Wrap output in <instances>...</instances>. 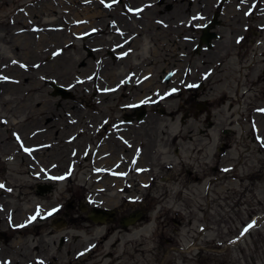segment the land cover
Masks as SVG:
<instances>
[{"label":"rangeland","instance_id":"374dc122","mask_svg":"<svg viewBox=\"0 0 264 264\" xmlns=\"http://www.w3.org/2000/svg\"><path fill=\"white\" fill-rule=\"evenodd\" d=\"M90 1L77 0L69 7L65 0H0V76L9 78L0 79V124L3 116L8 123L0 134L12 140V129L33 134L46 127V139L54 148L48 162L64 161L58 170L66 169L75 160L74 149L81 147L75 171L45 194L35 192L37 179L25 170L28 159L22 162L19 156L18 164L3 163L11 172L4 175L17 187L12 207L18 220L26 219L35 202L47 207L74 198L76 208L69 224L39 221L24 230L23 234L43 235L28 236L27 248L0 242V257L10 256L14 264H24L41 252L51 257L52 264H264V111H260L264 110V26H242L246 13L242 12L233 20L237 24L216 29L219 37L210 48L203 45L196 51L189 42V49L181 45L177 49L172 43L182 42L179 36L193 35L194 44L200 41L201 31L194 32L185 19L194 12L207 18L205 5L180 11L177 21L185 23L175 31L177 23L160 15L152 0H125L132 8L122 4L107 8L103 0ZM42 2L48 4L43 11ZM141 5V11H129ZM92 10L99 17L84 18L90 22L75 29L74 12ZM234 14L230 12V19ZM113 16L123 19L120 25L128 27L127 33L138 32L129 59L120 66L109 54L114 41L121 40L108 24ZM46 24L48 31L62 35L51 36V45L39 49L32 38L39 41L42 32L33 30ZM93 27L99 31L78 36L89 34ZM22 40H30L38 54L31 51L26 56ZM107 62V67L116 68L109 79L102 72ZM145 72L151 81L148 87L141 85ZM57 86L65 93L56 92ZM102 87L111 91L102 92ZM130 100H139L140 109L150 116L134 137L144 150L142 163L153 172L140 176L136 164L125 159V179L118 188L102 185L105 190L96 184L83 142L98 139L92 124L107 114L106 130L114 129L112 119L122 117L119 113L127 111L123 107ZM203 100L210 101L208 107L200 108ZM62 144L64 154L59 157L57 146ZM121 147L117 146L114 160L123 153L131 160L134 149L125 152ZM100 191L105 198L116 195L118 206L129 202L132 213L141 210L143 216L128 226L88 219L92 204L87 202L88 209L82 211L79 200ZM254 219L256 225L241 235ZM62 236L67 238L64 243ZM49 237L51 247L42 244L44 239L50 243ZM38 242L42 249L33 250L31 245Z\"/></svg>","mask_w":264,"mask_h":264},{"label":"flooded vegetation","instance_id":"af4514ba","mask_svg":"<svg viewBox=\"0 0 264 264\" xmlns=\"http://www.w3.org/2000/svg\"><path fill=\"white\" fill-rule=\"evenodd\" d=\"M92 1L93 0H91V2ZM204 2L205 3L202 4V1L199 2L198 0L151 1V4H157V6H159L158 11L160 15H162L164 18L168 17L172 19V22L174 24L177 23L178 26L174 28L175 31L179 30V28L181 27L179 26L180 24L183 25L185 23L183 22L184 20L177 21L180 11H183V13H185L188 12V10H199L205 5L203 8L210 14L209 16H207V18L206 16L204 18L200 17L198 15V12L188 14L189 18L185 19L187 20L186 26L191 28L194 32L201 31L200 41L194 44L195 38L193 35L184 37V39L183 37L181 38L179 36L182 42L177 45H175V43H172V46L174 48H180L179 45H181L182 47H186L187 49H189L190 47L193 49L194 47L196 51L200 50L203 45L210 48L212 45V40L219 37V35L216 33V29L224 24H237V21L233 20L239 19L238 14L242 12H246L244 13L245 19L243 20L242 26L248 28L253 26H264V0H205ZM103 3L107 8H113L118 4H122L123 6L125 5L127 8H132L128 2H126L127 4H125V0H116L115 3H113V0H103ZM230 12L235 13L231 19L229 16ZM101 20H103V18H101ZM122 20L123 19L119 16H113L108 22L109 26L116 30V36L121 37L120 41H114L112 49L111 51H109V54H112V57L114 59L117 58L116 61L126 59L127 55L121 56L122 53H131L129 49H131V44L135 40L136 33H138L137 31L133 34L127 33L128 27L126 26L125 28H122V26L120 25ZM161 20L164 25L168 24L163 21V19ZM89 22L85 20L83 22V25L88 24ZM93 28L99 31L96 27ZM170 40L172 41V39ZM189 42H193V45L191 44L190 47H188ZM118 45L122 47H117ZM170 77L171 74L167 76V80H170ZM202 84L203 82L195 86L196 89H201ZM190 88H192V85L187 87V89ZM203 89L208 92L206 86H204ZM130 97L133 96L130 95ZM138 101H128L123 107V109L127 111H121L119 113L122 117H119L117 120L112 119V125L114 126V129H110L108 131L106 130L107 127L105 126V124H107L108 119H110V115L108 116V114H105L106 116L100 121L99 124H97L96 122H92V126H95V134H99L98 139L93 136L90 138L91 141L83 142V150L85 151V154L91 155L90 158L92 159V169L94 170L93 174L96 179V184L99 188L105 189L103 187L105 186L106 189L109 190L110 185L113 187V189L118 188L117 186L122 183L121 180L123 178L125 179V176L128 172L123 165L125 159H127V162L133 161V163L136 164V168L138 173H140V176H143V174L148 170L145 164H143L141 161L144 152L143 147L142 145H140V142H135L134 133L138 129L140 130V128H143V123L146 122L147 118H149L150 116L148 115L149 113L146 111V109H140ZM209 103V100H203L202 106H200V108H202L203 106L208 107ZM1 120L2 123L0 124V129L4 127L3 125H6L5 123L7 122L4 121L7 120V117L3 116L1 117ZM46 133V127L35 129L33 134H27L25 132L23 133L19 130L12 129V140L9 139L7 135L4 136L2 133L0 134V184L4 185L3 188H0V242H3L5 245H10L12 242H15L16 248H27L24 247V244L28 243V236L38 235L43 238V235L42 233L40 235L39 233L23 234L24 230L30 229L29 227L37 224V222L39 221H41L42 223L64 226L65 224H69V221L73 217L72 211L76 208L74 198V200L68 198V202L66 201V204L64 202H58V204H52L47 207L42 202H35L33 206H31L30 208L28 207L29 210L25 214L27 215L26 219H24L23 217L20 220H18V216L15 214V208L13 209L12 207L13 202H15L17 199H15V197H17V195L15 194L17 187L15 184L9 181V178L4 175L3 172H11L10 170L3 167V163L12 164L13 162H16V164H18L17 159L19 158V156H22L20 157V159H22V162H24L25 159H28L30 162L25 170L27 174L29 173V175L34 180L37 179L38 183L35 185L34 189L35 192L39 194L47 193V191H49L53 187L54 183H63L64 181H66L68 179V173H73L77 167V163L79 161L78 157L80 156L79 148L81 147H77L74 149L73 155L75 157V160L69 162L66 169L64 170H58L59 167L64 164L63 160V162L60 161L58 164L48 162L51 151H53L54 148L49 140L46 139ZM143 133L148 134V132L144 131ZM75 136L71 137V139H73V142L75 141ZM190 136L192 138L191 134ZM17 137H19V139H17ZM174 137L175 139H178L179 135L176 134L174 135ZM115 145L120 147L122 146L121 148H124L125 152L126 150L134 149L131 160L130 158H127L124 153L123 156L121 154L119 159L114 160L116 158L115 151L117 150V146ZM25 148L30 149L31 151H25ZM63 148V144L57 146V149H59L57 151V154L59 153V156H63ZM153 149L151 151V154L153 152ZM177 150L179 149H176V151ZM112 160H114V162L110 163ZM14 170L15 169L13 166V171ZM152 172L153 168L147 171V173ZM121 173H123L124 175H120ZM54 176H66V178L64 180L58 181L51 179V177ZM121 188L123 189L124 187L122 186L120 187V189ZM123 190L125 191V189ZM129 198L130 197H126V200L130 201ZM116 199V195L112 194L110 196H106L105 198L103 197V192L100 191L96 196L87 195L86 198H84V201L79 200L78 207L80 210L86 211L89 207L88 205L91 203L92 208L88 219H92L94 222H99L100 224L101 222L107 221L115 222V224L117 225L120 223L121 225L128 226L129 224H133V222L136 221L137 218L143 216L142 212H140L141 210L132 213V210L130 209H132L133 206L128 204L129 202L127 203V201H125L126 204L122 202V204L118 206ZM111 201L113 203H111ZM38 206L41 209V215L37 217L36 220L29 223L30 217L35 215ZM52 208H58V211L51 216H47L46 213ZM93 216H96V220L93 218ZM20 225H23V227H19ZM49 239L50 243L49 241H47V243H43L45 241L44 239L42 244H46V246L51 247L53 241L51 237H49ZM32 240L35 241V237L32 238ZM66 240L67 238L65 236H62V238L60 239L61 243H64ZM31 247L33 250L42 249V246L41 244H39V242L38 244L35 243L31 245ZM42 255V252L39 255H34L31 259L28 258L24 264H52L51 257H43ZM56 259H58V257H56ZM0 264H14V260L10 256H7V258L0 257Z\"/></svg>","mask_w":264,"mask_h":264},{"label":"bare ground","instance_id":"6f19581e","mask_svg":"<svg viewBox=\"0 0 264 264\" xmlns=\"http://www.w3.org/2000/svg\"><path fill=\"white\" fill-rule=\"evenodd\" d=\"M66 2H67V4L69 5V7L70 6H74V4L76 5V3H77V0H65ZM86 2V1H85ZM50 5H51V3H49ZM43 5H45V7L46 6H48V4L47 3H45V2H42V4H41V6H42V9H41V11H43V10H45V8L43 7ZM93 6V3H92V5H87V6H83L84 7V9H88V8H91ZM94 10V9H93ZM92 10V11H93ZM100 12H102L101 14H100V17L99 16H97V11H93V12H87V13H85V14H83V13H80V12H74V15L76 14L77 15V17H74V19H77V20H82V19H84V18H90V19H95V17H99V18H102L104 15H105V12H104V10L102 9V11H100ZM104 12V13H103ZM82 14V15H81ZM122 22H123V20H122ZM83 24L84 23H82L81 25H79V26H75V29H77V30H81L82 29V26H83ZM48 24H46L45 26H43V27H41V28H39L38 30H33L34 32H36V31H39V30H41V32H42V36H41V39L39 40V41H36L35 39H33L32 37V40L35 42V43H37L38 45H36V46H38V48L39 49H41V47H43V45L45 46H48V45H51V42H52V39H51V36H54V38L56 39V38H58V37H60L61 35H62V33H60V32H51V31H48ZM78 33H79V31H78ZM31 35V34H30ZM27 40V39H26ZM21 41L20 42V44L22 45V48L23 49H26V52H25V55L26 56H31V54H35V55H37L38 53V51H40V50H37V47H33V44H31L30 43V40L29 41ZM31 40V41H32ZM42 45V46H41ZM33 53H32V52ZM37 53V54H36ZM130 57V56H129ZM126 59H129V58H127L126 57ZM126 59L125 60H118V65L119 64H123L124 62H126ZM109 62H107L106 64H105V71H102V72H105V78L107 77L108 79H109V77H113L114 76V70L116 69V68H113V67H107V64H108ZM120 66V65H119ZM148 75H149V72H145L143 75H142V86H145V87H148L149 86V84L151 83V81H150V79L148 78L147 79V77H148ZM60 76H62L63 77V75L61 74ZM109 86H112V85H109ZM102 88H105V87H102ZM108 89L109 88H111V87H107ZM51 155V154H50ZM58 156H59V153L57 154ZM60 157V156H59Z\"/></svg>","mask_w":264,"mask_h":264},{"label":"snow or ice","instance_id":"6c2138e0","mask_svg":"<svg viewBox=\"0 0 264 264\" xmlns=\"http://www.w3.org/2000/svg\"><path fill=\"white\" fill-rule=\"evenodd\" d=\"M116 2V0H113V3H115ZM110 6V5H109ZM129 11H134V12H139V11H141V9H129ZM93 31H95V29H93ZM127 42V41H126ZM117 47H122V46H120V45H118ZM130 51V50H129ZM56 54H58V53H55L54 55H56ZM124 55H127V53H122L121 54V56H124ZM13 63H18L17 61H13ZM22 67H26V66H24V65H21ZM38 67V66H37ZM0 79H3V80H7V79H9L8 77H4V76H0ZM104 91H111V89H104ZM173 91H175V89H173ZM260 111H264V110H260ZM17 139H19V137H17ZM25 151H28V152H30L31 150L30 149H27V148H25L24 149ZM97 171H100V170H97ZM225 171H227V169H225ZM68 175H70V173H68ZM120 175H124L123 173H121ZM66 178V176H54V177H51V179H53V180H64ZM4 187V185L3 184H0V188H3ZM9 191H10V189H9ZM58 211V208H52L50 211H48L47 213H46V215L47 216H51V215H53L54 213H56ZM41 215V209H40V207L38 206L37 207V209H36V213H35V215H33V216H31L30 217V219H29V223L30 222H32V221H34V220H36L37 219V217H39ZM19 227H23V225H20ZM251 227H253V225L252 224H249V225H247L245 228H244V230H243V232L241 233V235H244Z\"/></svg>","mask_w":264,"mask_h":264},{"label":"water","instance_id":"95a60500","mask_svg":"<svg viewBox=\"0 0 264 264\" xmlns=\"http://www.w3.org/2000/svg\"><path fill=\"white\" fill-rule=\"evenodd\" d=\"M58 88V91H63V89L61 87H57ZM93 218L96 220V216H93Z\"/></svg>","mask_w":264,"mask_h":264}]
</instances>
